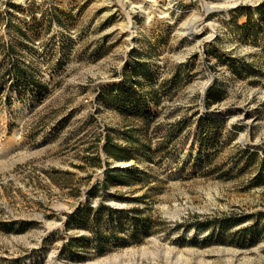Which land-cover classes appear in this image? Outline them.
Segmentation results:
<instances>
[{"label": "rangeland", "instance_id": "rangeland-1", "mask_svg": "<svg viewBox=\"0 0 264 264\" xmlns=\"http://www.w3.org/2000/svg\"><path fill=\"white\" fill-rule=\"evenodd\" d=\"M263 2L0 0V264H264V19L248 36L239 12ZM125 80L133 102L157 100L145 118L100 97ZM215 83L222 99L208 105ZM125 132L139 161L103 150ZM106 162L138 166L149 184L93 205L139 204L157 231L71 260L62 249L78 231L64 222Z\"/></svg>", "mask_w": 264, "mask_h": 264}, {"label": "trees", "instance_id": "trees-1", "mask_svg": "<svg viewBox=\"0 0 264 264\" xmlns=\"http://www.w3.org/2000/svg\"><path fill=\"white\" fill-rule=\"evenodd\" d=\"M241 11H245L247 15V23L242 29L246 31L248 36L260 35L259 29L261 28V24L258 23V21L264 19V2L257 6L256 9L252 7H243L239 9V12ZM255 11L258 13L256 19H254ZM228 61L232 64L236 63V60L231 58H229ZM238 69L239 67L236 71L240 74ZM245 69L249 72L252 71V68L246 66ZM18 73L20 72L18 71ZM216 87L217 83H215L207 93L208 105L215 100L220 101L222 99L220 90ZM150 93L156 94L155 92ZM100 97L104 101L110 102V104L126 115L131 113L129 107H135L134 111H138L137 115L142 117L150 114L148 102L157 101L155 97L150 96V99L144 98L143 100L133 102L137 94L133 86L128 84L127 80H125L122 85H114L106 88L102 91ZM123 135L126 144L114 142L109 136L106 137L103 150L107 158L113 159L116 162L139 161V156H136L135 152L141 153V151H144L138 148L140 144L139 139L130 132H125ZM198 139L202 143L212 142V137L205 126H202L201 131H199ZM137 148L140 150L136 151ZM144 148H146V146H144ZM146 149L148 150L149 148ZM245 154L247 156H252L249 152H245ZM100 163L102 162L100 161ZM106 165L107 167L104 170L103 180L91 187L86 193L84 202H80L77 207L67 215L64 222V231H78L67 240L62 249V255L71 260L84 261L90 255L103 256L114 248H126L140 245L146 238L157 231V222L153 220L150 215L146 214V208L139 206V204H135V206L129 210L117 209L114 206L106 204L103 198L104 200H99L96 206L93 205L92 199L97 197L107 196L117 201L126 200L121 193L116 192L110 194L109 190L136 185L143 188L149 184L147 174L141 171L136 165L124 168L112 166L109 162H106ZM80 190L81 188L72 189L70 195L78 198ZM144 197L145 196H141L131 200L127 198V201L140 203L145 201ZM217 222L222 228L227 227V219H221Z\"/></svg>", "mask_w": 264, "mask_h": 264}, {"label": "bare ground", "instance_id": "bare-ground-1", "mask_svg": "<svg viewBox=\"0 0 264 264\" xmlns=\"http://www.w3.org/2000/svg\"><path fill=\"white\" fill-rule=\"evenodd\" d=\"M195 26V25H194ZM192 27V26H191ZM194 28V27H193ZM194 30V29H193ZM197 32V31H196ZM196 32H194V33H196ZM189 33V32H188ZM198 33V32H197ZM6 149V148H5Z\"/></svg>", "mask_w": 264, "mask_h": 264}]
</instances>
